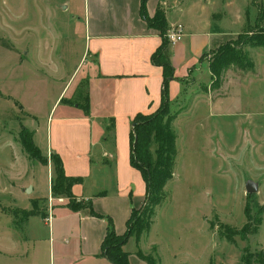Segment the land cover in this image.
<instances>
[{
    "label": "rangeland",
    "instance_id": "1",
    "mask_svg": "<svg viewBox=\"0 0 264 264\" xmlns=\"http://www.w3.org/2000/svg\"><path fill=\"white\" fill-rule=\"evenodd\" d=\"M82 7L83 0H0L1 251L24 250L25 232L12 230L11 220L19 224L47 206L42 199L31 211L21 208L28 201L17 199L13 183L25 174L22 165L44 166L48 158L25 151L29 132H21L22 123L37 129L35 143L45 152L47 115L66 83L64 94L78 85L73 99L84 102ZM263 9L264 0H228L227 43L256 29ZM237 47L241 64L212 74L217 49L206 53L180 95L168 102L177 134L173 176L162 203L143 211L142 228L131 236L147 264H264V46ZM43 168L48 180L55 176L48 165ZM43 173L33 175L45 195L50 184ZM248 181L257 184L254 193L246 192ZM39 233L48 230L43 226ZM1 251L0 264L20 263Z\"/></svg>",
    "mask_w": 264,
    "mask_h": 264
},
{
    "label": "crops",
    "instance_id": "2",
    "mask_svg": "<svg viewBox=\"0 0 264 264\" xmlns=\"http://www.w3.org/2000/svg\"><path fill=\"white\" fill-rule=\"evenodd\" d=\"M140 5L141 0H83L82 57L88 63L82 76L84 102L73 99L78 87L73 82L71 93L64 94L66 83L47 115L46 132L50 133L46 134L45 152L35 143L37 129L22 123L31 132L34 145L48 157L44 166L52 172L51 156L59 155L65 175L80 178L71 187L73 198L90 202L92 210L102 216L90 214L87 206L73 209L63 197H52L53 177L49 175L48 180L43 163L22 165L25 174L13 183L17 199L28 201L21 208L34 211L42 199L47 206L42 215L31 212L19 224L11 220L12 230L25 232L22 243L27 247L2 251L15 256L19 264H112L100 255L107 230L105 216L111 217L115 232L123 234L132 208L145 202V181L130 164L129 133L137 113H151L160 106L164 74L151 57L163 42L162 34L159 28L147 25ZM145 9L150 18L161 10L167 29L175 24L184 28L181 40L169 44L167 50L174 72L168 83L169 98L174 101L182 84L199 70L203 55L230 41L223 24L228 0H148ZM37 169L44 170L43 177L50 184L45 195L40 194L33 175ZM29 186L30 195L26 192ZM43 226L47 235L38 234ZM136 241L130 237L123 246L130 264H147L137 255Z\"/></svg>",
    "mask_w": 264,
    "mask_h": 264
},
{
    "label": "trees",
    "instance_id": "3",
    "mask_svg": "<svg viewBox=\"0 0 264 264\" xmlns=\"http://www.w3.org/2000/svg\"><path fill=\"white\" fill-rule=\"evenodd\" d=\"M147 1L141 0V14L148 26L159 28L162 34L163 42L151 56L155 64L162 66L164 74L162 81V105L154 113H137L132 118V124L134 125L129 133L130 164L141 172L143 181H145L146 198L143 208H132L131 217L126 223L127 229L123 234H117L113 229L111 217L105 216L107 219V230L101 241L100 255L105 256L112 264H130V259H128L129 253L123 248L124 243L132 236L133 232H136L137 227L142 228L140 215L144 213L143 211H151L162 203L164 186L173 176L174 161L177 154L175 147L176 134L172 128V117L169 116L168 111V102L170 101L168 83L170 79L174 78V72L169 62L167 51L170 44L165 37L167 27L164 25V15L161 10L157 9L154 17L150 18L148 16L145 9ZM255 23L256 29H253L249 35L239 34L234 43L226 42L220 45L216 50V59L210 64L212 74H219L221 68L228 66L230 63L241 64L238 55L240 49L237 45L264 46V9L259 12ZM22 131L29 132L28 141H23L25 151L31 157L34 156V153L40 154L38 147L33 143L31 132L24 125L21 127ZM51 162L55 172V176H53L50 183L52 197L59 195L66 197L69 199L68 206L71 208L79 209L87 206L89 207L90 214L97 217L102 216V214H97L92 210L90 202L85 201L84 203L73 200L71 187L80 178L65 175L59 155L52 154ZM44 163H46V159ZM29 214L31 212L27 213V215ZM145 227L147 228L148 225H145ZM148 263L152 264L149 259Z\"/></svg>",
    "mask_w": 264,
    "mask_h": 264
},
{
    "label": "built area",
    "instance_id": "4",
    "mask_svg": "<svg viewBox=\"0 0 264 264\" xmlns=\"http://www.w3.org/2000/svg\"><path fill=\"white\" fill-rule=\"evenodd\" d=\"M183 25L175 24L168 28L165 32V37L170 44L179 42L183 36Z\"/></svg>",
    "mask_w": 264,
    "mask_h": 264
},
{
    "label": "water",
    "instance_id": "5",
    "mask_svg": "<svg viewBox=\"0 0 264 264\" xmlns=\"http://www.w3.org/2000/svg\"><path fill=\"white\" fill-rule=\"evenodd\" d=\"M133 125L134 124H132V126ZM256 189H257V184L254 183L253 181H248L245 185V190L247 193H254ZM31 191H32V187L31 186L27 187L26 192L30 193ZM263 256H264V251H263Z\"/></svg>",
    "mask_w": 264,
    "mask_h": 264
}]
</instances>
